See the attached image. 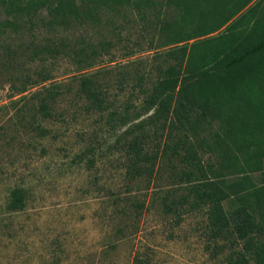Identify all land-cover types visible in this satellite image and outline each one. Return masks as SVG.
<instances>
[{"label":"rangeland","instance_id":"obj_1","mask_svg":"<svg viewBox=\"0 0 264 264\" xmlns=\"http://www.w3.org/2000/svg\"><path fill=\"white\" fill-rule=\"evenodd\" d=\"M5 19L0 8V23ZM73 20L48 29L42 9L31 25L23 20L17 31L0 28V264H237L240 243L230 235L211 238L206 209L164 214L159 193L185 194L169 178L166 159L133 180L121 137L148 115L141 114L143 96L132 89V78L110 96L111 111L128 115L131 124L87 113L74 96L80 75L106 70L115 78L120 66L133 71L134 63L155 54L138 16L99 10L96 21ZM45 45H54L58 56L31 60V50ZM83 46L100 55L89 67L73 58ZM50 87L57 97L44 118L36 108ZM161 132L144 127V155L159 157ZM86 148L94 150L83 158ZM198 155L204 164L211 157ZM250 176L261 185L259 173ZM237 179L234 171L227 174L228 181ZM15 190L23 194L24 208L9 212ZM223 206L230 211L228 202Z\"/></svg>","mask_w":264,"mask_h":264},{"label":"trees","instance_id":"obj_2","mask_svg":"<svg viewBox=\"0 0 264 264\" xmlns=\"http://www.w3.org/2000/svg\"><path fill=\"white\" fill-rule=\"evenodd\" d=\"M0 8L6 16L0 28L11 31L23 20L31 25L42 9L49 21L41 23L48 29L67 27L73 19L96 21L99 10L119 16L123 10L135 12L155 54L134 63L133 71L120 66L115 78L106 70L80 75L75 98L87 113H108L114 123L131 124L126 113L111 111L110 96L132 78V89L143 96L141 114L148 115L121 137L133 180L152 174L158 159L160 164L166 159L169 178L185 194L159 193L164 214L180 217L183 207L206 209L210 237L230 235L240 243L237 264H264V0H0ZM58 54L54 45H45L33 48L30 59ZM97 56L86 46L73 52L86 67ZM43 94L36 113L49 118L57 92L50 87ZM146 125L164 134L159 157L144 155L140 147ZM93 150L86 148L83 158ZM202 151L211 156L206 164L198 155ZM230 171L239 179L228 181ZM254 173L261 175V185L253 183ZM23 208V194L13 191L7 211Z\"/></svg>","mask_w":264,"mask_h":264}]
</instances>
